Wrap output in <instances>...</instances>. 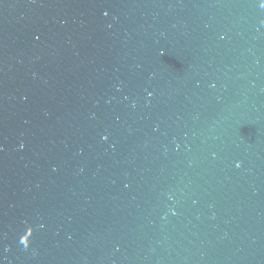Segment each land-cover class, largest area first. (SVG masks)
<instances>
[{
  "label": "water",
  "instance_id": "95a60500",
  "mask_svg": "<svg viewBox=\"0 0 264 264\" xmlns=\"http://www.w3.org/2000/svg\"><path fill=\"white\" fill-rule=\"evenodd\" d=\"M264 0H0V264H264Z\"/></svg>",
  "mask_w": 264,
  "mask_h": 264
},
{
  "label": "clouds",
  "instance_id": "9594fccd",
  "mask_svg": "<svg viewBox=\"0 0 264 264\" xmlns=\"http://www.w3.org/2000/svg\"><path fill=\"white\" fill-rule=\"evenodd\" d=\"M262 6H264V4H262Z\"/></svg>",
  "mask_w": 264,
  "mask_h": 264
}]
</instances>
